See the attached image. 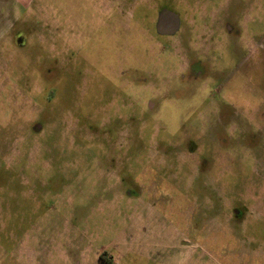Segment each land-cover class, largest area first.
<instances>
[{
	"label": "rangeland",
	"instance_id": "rangeland-1",
	"mask_svg": "<svg viewBox=\"0 0 264 264\" xmlns=\"http://www.w3.org/2000/svg\"><path fill=\"white\" fill-rule=\"evenodd\" d=\"M102 261L264 264V0H0V264Z\"/></svg>",
	"mask_w": 264,
	"mask_h": 264
},
{
	"label": "water",
	"instance_id": "water-1",
	"mask_svg": "<svg viewBox=\"0 0 264 264\" xmlns=\"http://www.w3.org/2000/svg\"><path fill=\"white\" fill-rule=\"evenodd\" d=\"M157 26L160 33H175L180 26V17L175 12L163 10L160 13Z\"/></svg>",
	"mask_w": 264,
	"mask_h": 264
},
{
	"label": "flooded vegetation",
	"instance_id": "flooded-vegetation-1",
	"mask_svg": "<svg viewBox=\"0 0 264 264\" xmlns=\"http://www.w3.org/2000/svg\"><path fill=\"white\" fill-rule=\"evenodd\" d=\"M175 33H177V32H175ZM100 260H103V259H102V257H100ZM102 263H103V264H107V262H106V263H104L103 261H102Z\"/></svg>",
	"mask_w": 264,
	"mask_h": 264
}]
</instances>
